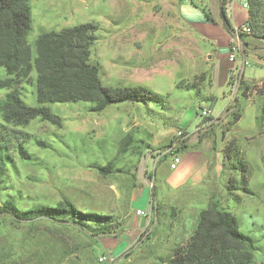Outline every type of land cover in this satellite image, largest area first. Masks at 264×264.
Returning <instances> with one entry per match:
<instances>
[{"label": "rangeland", "instance_id": "obj_1", "mask_svg": "<svg viewBox=\"0 0 264 264\" xmlns=\"http://www.w3.org/2000/svg\"><path fill=\"white\" fill-rule=\"evenodd\" d=\"M162 2L30 0L32 28L27 39L33 54L40 33L65 27V22L95 23L90 60L99 65L103 85L144 86L161 100L117 102L100 112L91 111L94 103L89 101L47 103L59 116V125L37 117L16 126L0 114V205L10 201L25 210L69 200L79 210L119 222L128 210L131 188L143 177L148 179L147 166L158 164L165 176L176 175L182 167L174 184L195 176L196 185L165 194L151 234L153 243L142 250L168 258L169 243L184 244L196 228L199 212L215 203L231 212L238 229L253 238L251 264H264V79L242 81L234 94L229 92L230 105L217 118L204 119L203 108L215 117L222 103L210 96L217 91L211 86L203 46L186 24L171 22ZM247 61L246 77L264 75L251 58ZM35 75L33 71L31 81ZM5 77L0 67V78ZM20 86L24 103L37 106L34 82ZM7 91L0 89V100ZM198 124L203 128L196 130ZM179 130L185 141L189 139L186 149L175 150L180 168L169 167L171 155L162 154L154 164ZM19 144L27 157L20 154ZM228 145L237 148L238 156L225 157ZM107 164L111 172L99 169ZM92 232L45 218L21 220L0 214V264H102L99 236Z\"/></svg>", "mask_w": 264, "mask_h": 264}, {"label": "trees", "instance_id": "obj_2", "mask_svg": "<svg viewBox=\"0 0 264 264\" xmlns=\"http://www.w3.org/2000/svg\"><path fill=\"white\" fill-rule=\"evenodd\" d=\"M247 22L253 30L251 34L264 39V0H248ZM225 24L228 25L227 20ZM31 28L30 0H0V67L6 72V77L0 78V89L8 90L0 100V114L4 122L26 125L39 117L59 125V116L46 105L54 102L89 101L94 103L91 111L100 112L117 102L161 100L157 93L144 86L103 85L99 65L90 60L91 46L97 38L95 23H81L40 33L34 42L35 54L27 39ZM33 71L36 75L31 81ZM23 82H34L37 106H29L22 100L20 85ZM234 117L236 122L240 114ZM185 146L183 141L181 147ZM2 149L0 144V162ZM18 150L23 157H27L20 144ZM238 153L236 147L228 145L224 148L226 158L231 154L238 156ZM239 160L244 167L243 161ZM99 169L111 172L112 166L107 164ZM241 180L246 184L244 174ZM0 214L21 220L45 218L64 222L80 230L89 228L94 235L110 233L119 225L111 216L84 212L69 200L55 206L40 204L25 210L6 201L0 205ZM254 249L253 238L238 229L235 216L210 203L199 212L193 233L184 244L173 248L164 264H251Z\"/></svg>", "mask_w": 264, "mask_h": 264}, {"label": "crops", "instance_id": "obj_3", "mask_svg": "<svg viewBox=\"0 0 264 264\" xmlns=\"http://www.w3.org/2000/svg\"><path fill=\"white\" fill-rule=\"evenodd\" d=\"M244 2L248 3V0H163L162 2L163 9H166L173 17L171 22L186 24L203 46L202 54L211 69V86L213 91H217L216 94L209 93L215 103H222L215 117L211 114V119L217 118L232 101L233 97L229 94L231 92L229 81L235 67H239L241 62H245L246 66L247 60L251 58L254 64L260 67V72H264L262 71L264 70V39L256 38L251 33L242 31L237 33L238 29L248 23V7L243 6ZM225 20L228 25L225 24ZM86 22L89 21H80L78 24ZM64 25L65 27L74 26L66 22ZM65 27H58V30ZM234 44L237 46L236 58L235 61H231L228 56ZM245 66L242 69L241 82L264 79V75L258 78L246 77ZM187 141L189 142V139L185 141L186 146L182 149L188 146ZM153 163L156 164L155 161ZM181 163L180 160L173 170H178ZM209 167L210 165L206 167V172L209 171ZM148 168L150 167L147 166V173L149 176L153 175L155 179L153 195H151L145 176L139 184L131 188L128 210L119 221L118 227L110 233L98 235L102 247L100 255L112 253L116 256L118 264H123L122 260H125V264L130 262L131 264H164L170 258L175 241H171L167 246L168 258L159 252L148 254L142 250V247L153 243L151 234L156 226L160 201L165 194H170V191L174 194L185 185H196L195 176L190 181L185 179L174 184L175 178L183 172L182 167L176 175L171 176H165L158 164L151 169ZM136 210L144 211L146 215L137 214ZM185 239L188 238L185 237Z\"/></svg>", "mask_w": 264, "mask_h": 264}, {"label": "built area", "instance_id": "obj_4", "mask_svg": "<svg viewBox=\"0 0 264 264\" xmlns=\"http://www.w3.org/2000/svg\"><path fill=\"white\" fill-rule=\"evenodd\" d=\"M243 6L247 8L248 7V3L244 2ZM238 31H242L244 33L250 34L251 33V28H250V26L248 24H246V25H243L241 27V29H238L237 33H238ZM236 52H237V46L234 44L231 47V52H230V54L228 56L229 60L235 61ZM244 66H245V62H241V65L239 67H235L233 72H232V74H231V78H230L229 84H230V91L232 90L233 93L236 92V89L240 85L242 69H243ZM210 113H211V111L209 109H207V108H203L201 110V115H202V117L204 119L209 117ZM201 128H203V124H198L196 126V130H200ZM185 137H186V135H185V133L182 130L177 131L176 134H175V139L171 140V143H169V145L166 147V149L163 152L159 153V156L155 159V162H157L160 159V156L162 154L164 156L171 155L172 158L170 160L169 166H170L171 169H174L178 165V163L180 162V158L177 155V153L175 152V150L177 148H180L182 142L185 141L184 140ZM147 185L149 186V188L151 190V195H153V191H154V176L153 175H150L148 177ZM136 213L137 214L146 215L145 212L141 211V210H136ZM98 261L100 263H102V264H118L116 256H114L112 253H104V254H102L101 256H99Z\"/></svg>", "mask_w": 264, "mask_h": 264}]
</instances>
